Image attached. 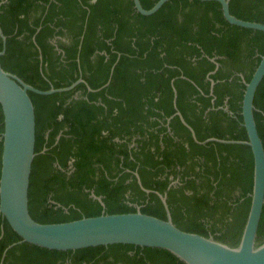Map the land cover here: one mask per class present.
<instances>
[{
  "label": "trees",
  "instance_id": "1",
  "mask_svg": "<svg viewBox=\"0 0 264 264\" xmlns=\"http://www.w3.org/2000/svg\"><path fill=\"white\" fill-rule=\"evenodd\" d=\"M140 1L149 9L157 0ZM229 7L264 23V0H230ZM0 27L5 71L40 90L84 80L66 91L29 92L33 219L64 222L138 207L166 219L159 192L179 228L239 243L251 201V148L201 141L248 139L243 77L250 80L264 53V32L230 24L213 0H168L148 16L132 0H7ZM254 104L264 145V78ZM2 132L0 105V138ZM1 152L0 140V169ZM20 239L0 216L2 264H185L165 249L131 244L61 251L22 242L2 260ZM257 240L264 242V208Z\"/></svg>",
  "mask_w": 264,
  "mask_h": 264
},
{
  "label": "water",
  "instance_id": "2",
  "mask_svg": "<svg viewBox=\"0 0 264 264\" xmlns=\"http://www.w3.org/2000/svg\"><path fill=\"white\" fill-rule=\"evenodd\" d=\"M7 0H3L0 5ZM135 10L145 16L154 14L168 0H157L146 9L140 0H132ZM211 1V0H201ZM221 4L224 18L232 25L264 32V23L241 19L231 13L230 0H213ZM0 37L5 52L6 36L0 28ZM243 77V76H242ZM264 78V53L255 67L249 81L245 84L241 115L247 140L207 138V141L223 143H242L251 148L253 156V184L250 193V207L242 229L239 243L235 246L179 228L172 220L167 198L159 192L166 210V219L143 213L139 210L127 213H102L97 216H83L64 222L41 223L33 219L29 211V184L33 160L36 156L35 106L29 92L51 94L68 90L69 87L40 90L24 82L17 75L5 71L0 64V105L3 114L1 169H0V216L7 221L12 230L21 238L9 245L3 252L22 242L34 244L51 250H77L87 247L108 246L111 244H131L141 247L161 248L171 252L185 264H264V242L257 240L258 228L264 208V145L258 133L254 117V98L257 88ZM82 81L79 79L77 82ZM212 84L214 82L212 81ZM232 114L227 107H222ZM196 138L193 128L185 121ZM141 187L138 173H135ZM174 180L172 184L177 183ZM92 197L104 204L101 196ZM3 233V232H2ZM1 233V235H2ZM2 264V261L0 262Z\"/></svg>",
  "mask_w": 264,
  "mask_h": 264
},
{
  "label": "flooded vegetation",
  "instance_id": "3",
  "mask_svg": "<svg viewBox=\"0 0 264 264\" xmlns=\"http://www.w3.org/2000/svg\"><path fill=\"white\" fill-rule=\"evenodd\" d=\"M229 2H230V1H229ZM4 3H5V2H4ZM0 28H1V27H0ZM1 30H2V29H1ZM2 32H3V31H2ZM3 34H4V33H3ZM4 35H5V34H4ZM5 36H6V35H5ZM0 38H1V37H0ZM1 40H2V38H1ZM6 40H7V36H6ZM55 41H56V38H53V39H51L50 42L53 43V44H56ZM2 43H3V41H2ZM2 49H3V47H2ZM2 49H1V50H2ZM1 50H0V51H1ZM5 52H6V41H5ZM5 52H4L2 55H4ZM2 55H1V56H2ZM40 58H41V55H40ZM0 64H1V63H0ZM1 67H2V66H1ZM79 79H82V78L80 77ZM79 79H78V80H79ZM78 80H77V81H78ZM77 81L74 82V83H76V84L79 83V82H77ZM82 81H84V80L82 79ZM82 81H80V82H82ZM74 83H73V84H74ZM76 84H75V85H76ZM71 85H72V84H71ZM71 85H70V86H71ZM75 85H74V86H75ZM74 86H73V87H74ZM67 87H69V86H67ZM73 87H72V88H73ZM51 88H52V87H51ZM61 88H63V87H61ZM72 88H70V89H72ZM70 89H68V90H70ZM63 91H66V90H63ZM57 92H60V91H57ZM75 97H77V94H75ZM116 140H118V139H116ZM131 146H132V144H131ZM53 202H54V201H53Z\"/></svg>",
  "mask_w": 264,
  "mask_h": 264
},
{
  "label": "crops",
  "instance_id": "4",
  "mask_svg": "<svg viewBox=\"0 0 264 264\" xmlns=\"http://www.w3.org/2000/svg\"><path fill=\"white\" fill-rule=\"evenodd\" d=\"M241 75V77L243 76L242 74H240Z\"/></svg>",
  "mask_w": 264,
  "mask_h": 264
}]
</instances>
